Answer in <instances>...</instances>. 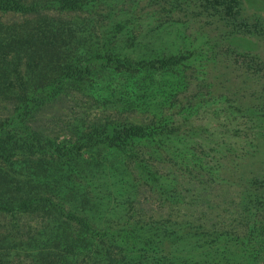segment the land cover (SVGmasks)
<instances>
[{
    "label": "rangeland",
    "instance_id": "374dc122",
    "mask_svg": "<svg viewBox=\"0 0 264 264\" xmlns=\"http://www.w3.org/2000/svg\"><path fill=\"white\" fill-rule=\"evenodd\" d=\"M48 10L2 18L15 34L46 15L57 26L54 46L16 40L0 87V148L14 128L23 138L0 150V203L11 204L0 210V264H264V0H83ZM103 43L134 61L183 63L174 72L112 67L95 57ZM132 125L144 134L121 137ZM171 125L181 131L162 132ZM65 142L84 146L57 154ZM24 196L41 203L19 206ZM82 234L118 236V248L101 255L56 241Z\"/></svg>",
    "mask_w": 264,
    "mask_h": 264
},
{
    "label": "trees",
    "instance_id": "16d2710c",
    "mask_svg": "<svg viewBox=\"0 0 264 264\" xmlns=\"http://www.w3.org/2000/svg\"><path fill=\"white\" fill-rule=\"evenodd\" d=\"M54 4H57L58 7H61L62 9H71L74 5L77 7H81L83 6V0H0V87H4L6 86V84L8 83V80L10 78L11 75V71L9 69H11V64H12V55H10V49L15 45L16 40H18V38L22 39L23 42H27L30 41L31 43H37L39 45L43 46L44 48L47 47H51L54 46V42L53 39L54 38L53 34L51 33L54 29V25L55 23L47 21L48 19H52L51 17H48V15H46L45 18H43V22L38 26V27H33V30L36 31V33L32 30L31 33L30 31H27L28 28H25L24 31H22L20 34H15V30L13 29V23L10 21H5L3 22V16L6 14H10L12 12H21V13H29V11H39V10H48L50 9V7ZM46 12H49L46 11ZM47 14V13H46ZM53 21V19H52ZM48 22V23H47ZM48 26L45 27V25ZM57 26V25H55ZM115 28V31H113L114 33H121V39H124L125 34H127L126 31V25L125 23H118L115 26H113ZM28 32L27 33L25 32ZM51 34L53 36H51ZM52 37V38H51ZM51 38V40H50ZM30 43V44H31ZM105 46L102 47V49H99V51H97V53H95V57L96 58H101V59H105L107 61V63L111 64L112 67H120V65H134L137 64V66H139L140 64L143 66H146L147 68H149L150 70H152L153 68H159L161 70H166V71H171L174 72L176 70V68H178L179 66H182L181 64L183 63V58L182 56H173V55H169V56H164V57H156V58H152V59H135V61L130 57L129 54L124 53L123 51H121L123 49V47L118 46V50H114L111 47H107V45L111 46V43H103ZM36 52V51H35ZM35 54L33 53L31 56H34ZM98 56V57H97ZM208 60L206 61V67H208L207 65L215 60H213L214 58H207ZM112 63H111V62ZM138 62V63H137ZM142 62V63H140ZM120 64V65H119ZM200 68L202 67V63H199ZM203 69V68H202ZM74 70H76V72H74L72 74L75 75V73H77V68H74ZM89 71V64L87 65H83V67H81V69L79 70L80 72H86ZM95 70V69H94ZM97 70H95L96 72ZM4 85V86H3ZM9 86V85H8ZM233 113V112H232ZM231 113V114H232ZM186 126V125H184ZM182 126H175V125H171L168 127H164L162 129L163 133H166L168 135H175L178 134L181 129ZM13 135H11L9 137L8 140H5V138H2V142L4 143L2 145V147L0 148V150H6L8 148L7 143H22L23 138L18 137L17 135L19 134V131L17 130V128H14V133H12ZM110 134V133H109ZM121 137L124 136L125 138H131L134 136H139V135H143L144 134V129L141 126H137V125H132V126H125L124 129L122 131H120ZM32 136H28L27 138L24 139L23 143L27 146L32 148L34 145H37L34 143V140L36 141V139ZM108 137H110L112 139L113 135H109ZM104 140H98V141H105ZM27 141V142H26ZM39 141V140H38ZM90 142L88 141V144ZM84 146L83 144H71L68 145L66 142L64 143L63 146H57L54 147V150L57 152V154L61 155V153L64 154H71V153H76L79 152ZM63 151V152H62ZM234 152V151H233ZM4 154V153H3ZM233 155H231L232 157ZM23 198V203L19 202L20 205L19 206H29L28 202L30 200H33L34 202H38L41 203L40 200L38 198L33 199L31 196H24ZM47 201H49V199H46ZM9 206H11V204L8 203H0V210H6V208H9ZM66 219L68 220L70 218V221L73 225H75L76 227H78L79 229H81L82 231L86 230L88 232H95L96 228L89 224L88 221L84 218L81 217V215L76 214L75 212H68L66 214ZM113 235L111 236H88V235H80L77 237H58L56 239V241L58 243H60L61 241H65L68 246L71 247H75V244H78L80 246L83 247H92L93 249H97V252H99L98 254H101V252H103V250H105L106 252L110 253V251H114L116 248H118V244H119V239L118 236H115V238L117 239H113ZM128 238V236H127ZM115 242L117 241V245L115 244ZM122 242L126 241V238L121 239ZM114 243V244H113ZM110 261V262H109ZM108 264H116L117 262L113 261L112 259H107Z\"/></svg>",
    "mask_w": 264,
    "mask_h": 264
}]
</instances>
